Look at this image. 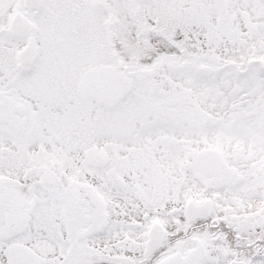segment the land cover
I'll return each mask as SVG.
<instances>
[{
    "label": "snow or ice",
    "instance_id": "snow-or-ice-1",
    "mask_svg": "<svg viewBox=\"0 0 264 264\" xmlns=\"http://www.w3.org/2000/svg\"><path fill=\"white\" fill-rule=\"evenodd\" d=\"M0 264H264V0H0Z\"/></svg>",
    "mask_w": 264,
    "mask_h": 264
}]
</instances>
